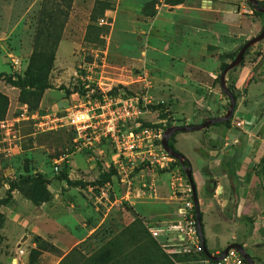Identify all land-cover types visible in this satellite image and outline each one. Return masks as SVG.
<instances>
[{"label":"rangeland","instance_id":"obj_1","mask_svg":"<svg viewBox=\"0 0 264 264\" xmlns=\"http://www.w3.org/2000/svg\"><path fill=\"white\" fill-rule=\"evenodd\" d=\"M97 1L102 4L94 11ZM133 1L143 3L140 11L119 8L118 0L74 1L49 74V83L53 89L47 90V97H51L53 106H56L71 99V94L76 93L75 87L82 101L95 98L97 91L122 88L130 95L150 97V107L162 105L164 108L158 109L153 122L164 130L171 126L202 123V120L198 121L202 103L209 98L213 99L215 90H221L218 78L222 73V66L230 64L232 56L237 55L246 42L237 36L233 37L230 28L240 24L241 20L256 16L251 5L248 0ZM202 1L205 4L200 12L207 19L202 31L205 39L200 40V44L191 40V43H187V49L173 45L174 34L169 30L172 21L168 20L172 18L171 14L169 17V13L163 11V15L158 17L159 7L167 10L169 6L184 3L200 6ZM41 3L42 0H0V73L11 75L15 79L25 76L33 53ZM216 10L222 15L218 23L212 21ZM263 48L264 40L256 44L250 53L255 49L254 53L259 55ZM227 79L235 88L232 74ZM87 83L89 88L85 86ZM92 89H95V94L84 92ZM235 91L240 98L241 93L236 88ZM0 92L6 96V100H0V115L6 111L0 121V200L6 197L11 181L24 175L43 173L50 181L49 191L53 200L51 215L79 238L70 245L71 237L53 224L51 219L52 223H45L44 219L39 222L42 230L53 236L40 234L36 219L33 220L31 211L26 209H39L43 213L49 206L40 205L37 208L22 193L14 191L13 197H18L19 204L25 207L24 211L28 216L19 205L13 203V198L0 209L1 215L5 217L0 222V264H59L74 248L80 249L85 257H89L115 242L134 222L140 224L158 243V247L147 250L153 264H160L162 254L171 256L175 264H215L210 260L204 262L200 253L196 254L195 261L188 263L179 261L170 253L172 250H184L173 234L174 231L168 229L179 221L181 209L186 206L187 201L193 202L190 186L187 187L190 192L175 191L171 188L170 178V193L163 191L159 194L157 189L156 195L143 203L132 205L125 202L111 208L109 202L96 191L88 193L93 194L96 200L90 202L86 193L80 190L92 187L103 170L108 171L114 167L115 156L111 149H108L111 154L106 158L97 156L93 150L91 153L86 150L77 151L74 132L67 127L46 133L39 132L34 126V113L45 109L55 113L58 109L66 111L71 108H41L46 92L34 111L30 104L22 101L27 99L34 104V92L27 91L23 95L21 89L4 81H0ZM175 101L181 102V107H195L194 111L177 112L172 108ZM71 102L70 100L69 103ZM229 103L227 101L226 108ZM203 131L180 133L185 139L184 152H190L197 158L198 154L192 151L196 144L191 139L200 138ZM77 155L79 163H87L88 166L96 164L92 170L78 167V173L84 174V177L76 176V179L86 183L85 188L71 187L58 179L63 173L70 176V161ZM91 156L95 157V161H89ZM165 172L169 170L163 171V174ZM145 177L147 181L154 178ZM71 189L75 191V196H70L68 191ZM57 194L64 195V198L57 197L58 202L55 204L53 198ZM171 196L180 198L178 204H174ZM190 213L195 215L194 209ZM26 217L28 220H25ZM22 220L25 229L21 231ZM152 227L162 229L165 236L154 238L150 232ZM134 230L137 231L138 227ZM231 236L232 231L221 232L219 239H230ZM171 244L174 246H169ZM51 245H55L56 249H51ZM67 246L69 247L66 248ZM125 247L124 252L129 258L138 254L134 252L135 248L129 250L130 245ZM20 251H24L22 257ZM124 264H128V261Z\"/></svg>","mask_w":264,"mask_h":264},{"label":"crops","instance_id":"obj_2","mask_svg":"<svg viewBox=\"0 0 264 264\" xmlns=\"http://www.w3.org/2000/svg\"><path fill=\"white\" fill-rule=\"evenodd\" d=\"M117 3L119 8L123 7L124 10L133 12L140 11L143 6L142 2L133 0H118ZM204 4V1L201 2L200 6L184 3L169 6L167 10L159 7L158 17L163 15V11L169 13V17L171 14L172 18H168V20L172 21L171 24L169 22V30L174 34L173 45L177 44L179 48L187 49V43H191V40H195L197 44H200V40L204 38L202 31L207 20L205 14L200 12ZM225 15H228V13ZM221 17L220 11L216 10L212 21L218 23ZM250 18L241 20L238 25L231 26V35L245 41L257 36L261 32L263 19L259 16H250ZM254 50L246 56L244 65L231 73L235 81V88L241 93V97L237 99V109L231 121V128H227L224 123H218L204 130L199 135L200 138L193 137L191 140L196 146L192 151L198 154L197 158L190 152L188 154L184 152L183 141L185 139L181 137L180 133L176 136L175 147L179 153L186 156L192 167L208 251L217 256L231 245H241L253 258L255 264H264V48L259 51V55H256ZM253 75L254 80L248 83L249 78ZM221 90H215L213 99L209 98L202 103V110L199 113L201 117L198 120H202V123L197 125L203 124L208 119L222 117L226 114L227 99ZM47 94L48 91L44 95L41 108L52 107L53 110H57L60 106L64 108L73 107L82 101L78 93H73L71 99L53 106L50 100L51 97H47ZM70 100L72 104L69 103ZM181 105V102L175 101L172 108L177 112L194 111L195 107H181ZM246 112H253L258 119L261 118L260 123L250 132L244 129L245 123L242 127H238V123L243 121V113ZM108 149H111V153L113 152L115 161L117 156L107 142L100 144L93 151L97 156H105L106 158L111 154ZM89 153L91 152L89 151ZM78 157V155L74 156V159L70 161L69 177L71 180H75L76 176L84 177V174L80 175L78 173V167H87L88 170H92L96 166V164L88 166L87 163H79ZM92 160L95 161V157L91 156L89 161ZM103 172L105 171L103 170ZM142 176H150V174L143 172ZM170 178L171 174L169 172L160 173L157 178L159 194L163 191L169 192ZM90 188L81 189L80 191L86 193L87 200L95 202L94 195L88 194L92 192ZM68 192L71 197L76 195L72 189ZM57 197L64 198V195L57 194L56 198H53L55 204L58 202ZM170 198L175 202V205L178 204L180 199L173 196ZM146 199L133 198L130 204L143 203ZM18 201V197L14 195L13 203L19 205V208L24 211L25 207L19 204ZM52 201L43 204L49 206L46 212L41 213L39 209L38 211H33L34 209L26 210L31 211L33 220L36 219L40 234L47 237L53 236L50 232L42 230L39 222L44 219L45 223H52L50 222L51 219L53 224L71 237L70 245H72L79 238L72 233L71 229L59 223L51 215ZM110 207L115 206L111 205ZM24 214L27 215V212ZM27 218L25 220H28ZM23 221L20 223L21 231L25 229ZM229 231H232L230 239L227 237L219 239L221 232ZM20 257L22 256L20 255Z\"/></svg>","mask_w":264,"mask_h":264},{"label":"built area","instance_id":"obj_3","mask_svg":"<svg viewBox=\"0 0 264 264\" xmlns=\"http://www.w3.org/2000/svg\"><path fill=\"white\" fill-rule=\"evenodd\" d=\"M258 1L264 2V0ZM87 84L85 86L89 88ZM111 91L96 92L92 89L88 93L96 92L95 98L82 101L66 111L51 113L45 109L36 112L32 115L34 126L43 133L70 128L75 133L74 144L77 151H92L104 142L110 144L117 156L114 161L115 181L90 188L110 205L129 203L133 198H152L157 193V178L165 170H169L171 174L173 190L190 192V189H187L190 185H187V179L181 168L174 166L175 159L169 156L162 146L165 130L158 127V123L153 122V118L157 117V111L150 108L152 104L150 97L127 95L121 91L111 96L109 95ZM146 122H151L152 126H145ZM243 123L244 121H240L238 127H242ZM143 172H148L154 178L147 181L146 177L142 176ZM193 203L194 201H187L186 206L181 209L179 221L168 229L174 231L173 234L178 238L179 245L184 247L183 251H170L173 255L196 256L203 251L196 214L190 213L195 207ZM150 232L156 239L165 236L160 228L152 227ZM19 254L23 256L24 251H20ZM182 261L188 263L195 259ZM204 261L208 262L207 259ZM215 264L248 263L239 251L231 249L223 260Z\"/></svg>","mask_w":264,"mask_h":264},{"label":"trees","instance_id":"obj_4","mask_svg":"<svg viewBox=\"0 0 264 264\" xmlns=\"http://www.w3.org/2000/svg\"><path fill=\"white\" fill-rule=\"evenodd\" d=\"M75 0H42L41 9L39 11V16L37 20L36 32L34 36V46L33 53L30 58L29 66L26 71L24 77H19L15 79L11 75H7L5 73H0V81H4L12 87L19 88L24 95L27 91L34 92L33 95L36 97V102L32 104L29 100L23 99L22 101L26 104H30L34 110H37L41 98L44 93L53 89V86L49 83V74L53 68V65L56 60V54L61 43L63 32L65 26L68 22L71 10L73 8ZM102 2L97 1L94 7V11L97 10L98 5H101ZM261 5L264 6V2H261ZM252 7L253 13L256 16H259L264 19V15L262 13L256 12ZM106 9H104L105 11ZM253 48V47H252ZM252 48L248 49L244 60L241 66L245 63V58L249 55ZM236 57V55L232 56V60ZM228 66V64H224L222 66L223 70ZM240 66V67H241ZM239 68H235L230 71L227 75L233 71H236ZM221 76V75H220ZM220 76L218 78V82L220 83ZM254 80V75L251 76L248 80V83ZM227 86L233 95L238 99V95L236 94L235 88L232 87L227 79ZM123 92L127 95L126 91L122 88L113 89L109 95H117L119 92ZM71 93V91H67ZM74 92V91H73ZM75 92L78 93L77 87H75ZM89 92V90L84 91ZM227 101H229L228 97L224 94ZM0 100H6V96L0 92ZM229 104L227 105L228 109ZM153 111H158L159 108H164L162 105L159 106H151ZM4 111L2 115H0V121L3 119L5 115ZM145 126H152L151 123H144ZM227 128H231V121L224 124ZM179 133H175L171 139L169 140V146L176 150V136ZM75 135V133H74ZM187 165L190 164L189 160H187ZM175 167L181 168L183 175L187 179V182L190 186L194 184L196 190V183L194 181H190L178 160H175ZM116 177V170L114 167H111L110 170L102 172L97 181L92 183L93 186H103L108 182H114ZM59 180L65 181L68 186L71 187H86V183L82 181L71 180L69 175L63 173L58 177ZM50 181L48 177L43 173H37L36 175H24L19 177L17 180L11 181L9 185V189L5 198L0 200V209L10 203L13 198V192L19 191L22 193L27 199H29L34 205L40 206L45 203H48L52 200V194L49 191ZM194 211L196 214V208L194 207ZM202 216V213H201ZM3 215L0 213V222L3 220ZM138 230H134L137 228ZM204 227V226H203ZM1 244V238H0ZM130 245L129 250L133 248L136 249L134 252H138L137 255L129 258L127 254L124 252L125 246ZM158 247V243L155 239L151 237L147 233V231L137 222H134L131 226H129L125 231L115 240V242H111L104 248L100 249L97 253L92 256L85 257L80 249L74 248L69 254H67L59 264H124L125 261H128V264H153L152 258L149 256L147 250ZM51 249H56L55 245H51ZM200 256L203 259L209 260L204 251L201 252ZM178 260H191L196 258L191 254H185L182 256L174 255ZM185 258V259H183ZM159 260V259H158ZM160 264H175L171 260V256L162 254V258L159 260ZM215 263V262H214Z\"/></svg>","mask_w":264,"mask_h":264},{"label":"water","instance_id":"obj_5","mask_svg":"<svg viewBox=\"0 0 264 264\" xmlns=\"http://www.w3.org/2000/svg\"><path fill=\"white\" fill-rule=\"evenodd\" d=\"M248 2L251 6H253L256 12L262 13L264 15V6H262L258 0H248ZM263 40H264V26L261 32L257 36L249 39L248 41L244 43V45L241 47L236 57L230 62V64H228V66L221 73L220 87L230 101L229 107L224 116L213 118V119H208L201 125L171 126L165 130L163 140H162V146L169 156L179 161L180 166L182 167L183 171L185 172L187 178L190 181H193V178H192L193 172H192L191 164L187 165L186 163L187 158L183 154L179 153L178 151L172 149L169 146V140L175 133L203 131V130L209 129L215 124H218V123L225 124L233 119L235 111L237 109V99L227 86V75L233 69L239 68L241 66L248 49L254 47L256 44L262 42ZM242 118L245 123L244 129L249 132L252 131L260 123V120H261V118L258 119L254 115L253 112L243 113ZM191 189L193 192L194 206L196 208L197 229H198V233L201 239V245H202V248H203V251L206 257L212 262H218V261L223 260L231 249H236L237 251L240 252L242 257L246 260L248 264H255L253 258L249 255V253H247L245 248L241 245H231L227 247L223 251V253H221V255H217V256L211 254L208 251L206 242H205V237H204V230H203L202 216H201L200 207H199V201L197 198V192L195 190L194 184H192Z\"/></svg>","mask_w":264,"mask_h":264}]
</instances>
